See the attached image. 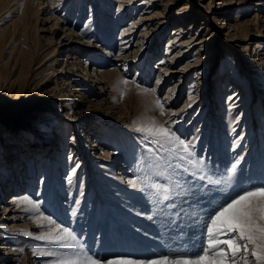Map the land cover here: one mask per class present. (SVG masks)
Wrapping results in <instances>:
<instances>
[{"label": "rangeland", "instance_id": "1", "mask_svg": "<svg viewBox=\"0 0 264 264\" xmlns=\"http://www.w3.org/2000/svg\"><path fill=\"white\" fill-rule=\"evenodd\" d=\"M81 1L56 9L0 0V264H50L56 257L32 251L58 250L37 238L48 226L31 218L29 205L10 202L13 193L38 201L99 258L149 259L198 243L216 207L264 185V0H155L147 9L161 11L163 25L153 20L142 43L137 28L120 37L146 9L132 5L118 18L114 0H83L74 31L84 35L64 38ZM188 36L206 40L175 56ZM186 63L199 65L167 72ZM143 88L154 91L142 95ZM55 90L63 97L53 102ZM148 120L189 142L204 172L223 182L186 174L188 191L159 206L133 189L136 162L158 148L136 130ZM157 245L164 252L153 255Z\"/></svg>", "mask_w": 264, "mask_h": 264}, {"label": "snow or ice", "instance_id": "2", "mask_svg": "<svg viewBox=\"0 0 264 264\" xmlns=\"http://www.w3.org/2000/svg\"><path fill=\"white\" fill-rule=\"evenodd\" d=\"M124 85L128 80H121ZM132 83H135L134 81ZM137 88H140L137 85ZM153 89H140L146 95ZM125 93L122 92L121 95ZM155 105L164 114V104L156 99ZM136 130L151 138L157 149L140 158L135 165L134 178L127 181L133 188L145 193L157 206L187 192L185 175L220 184V179H212L204 172L203 160L197 159L189 142L181 139L169 127L148 120L138 125ZM165 155H158L157 153ZM239 160L227 169V180L237 169ZM74 171V170H73ZM17 205L27 204L36 213L31 217L48 231L37 237L57 246V251H32L33 255L56 257L50 264H264V185L251 186L216 207L207 216L198 243L191 246L178 245L164 254L149 259H135L129 256L99 258L89 253L71 228L62 227L51 216L40 211V203L29 196H23ZM168 204L166 207H173ZM31 235V233H24ZM24 252L23 248L18 250Z\"/></svg>", "mask_w": 264, "mask_h": 264}, {"label": "bare ground", "instance_id": "3", "mask_svg": "<svg viewBox=\"0 0 264 264\" xmlns=\"http://www.w3.org/2000/svg\"><path fill=\"white\" fill-rule=\"evenodd\" d=\"M28 1H30V3L31 2H37L39 5H41L42 3H46L47 5H49V7L51 8V7H54V8H56V6H59V4H61L64 0H28ZM83 1V0H82ZM81 1V3H80V9H79V13H78V16H77V18H76V21L74 22V24H73V27L72 28H68L67 30L66 29H64L63 31H64V38H66V39H70L72 36H76L77 38H81V37H83V36H81V35H84V30H81L80 32H78V33H75V31H74V28H76L77 27V24L79 23V18H80V14H81V11L83 10L82 9V4H83V2ZM114 2H116V5H117V17L119 18V15H121V13L124 11V10H128V8H130L132 5H136V7H138V6H143V8H145L146 10H148L147 8H149V7H152V6H154V5H156V6H154L155 8L157 7V4H156V2H155V0H114ZM36 3V4H37ZM37 4V5H38ZM57 9V8H56ZM93 6H92V3L90 4V11H91V15L94 13L93 12ZM146 10H144L143 12H140L139 13V16L137 17V18H135V16L134 17H132L131 19H130V22H129V24H128V26H126V28L125 29H128L127 31L126 30H122V36L120 37L123 41H126L124 38L127 36V35H129V34H131L132 33V31L133 30H131V29H133V28H137L138 30H140L139 31V33H138V37H139V39H137L138 41H137V43H142L143 42V40L144 39H146L150 34L152 35V31L151 30H149V28H150V24H151V22H153V20H155V19H158L159 20V24L162 26L163 25V18H160V17H162L163 16V14L161 13V11H153V10H148V11H146ZM146 12V13H145ZM48 20L49 21H53V23L54 24H58L59 22H60V18L59 17H56V16H54V14H53V11H51L50 9L48 10ZM165 17V16H164ZM166 17H167V15H166ZM256 18V17H255ZM166 21V20H165ZM140 27V28H139ZM179 34V33H178ZM178 34H176V37H174L175 39L176 38H179L180 36L178 35ZM150 35V36H151ZM192 36H188L187 38L186 37H183L182 38V41L180 42V44L179 45H184V46H180L179 47V49H178V51L175 53V56H177L178 55V53H183V56H185V54L186 53H188L189 51H190V49L192 48V47H194V46H196V45H198V44H200L201 43V41H204V40H206V38H202V40L201 41H197L196 39H192L191 38ZM150 39V38H149ZM152 39V38H151ZM73 40V39H72ZM142 40V41H141ZM173 41L174 40H171V39H169L168 40V44H167V51L166 52H168V51H172V50H169L170 49V46L173 44ZM148 44L149 43H152V40L151 41H148L147 42ZM175 43V42H174ZM186 45V46H185ZM191 48H190V47ZM189 47V48H188ZM51 54V53H50ZM52 55H53V51H52ZM163 59V58H162ZM162 59H160V60H162ZM199 61V60H198ZM162 62V61H161ZM68 64H75V61L74 60H72V61H69L68 60ZM194 64H196V65H199V64H197V63H186L185 65H181V69H178V68H172V69H167V72L168 71H171V72H179V71H181L182 70V72H187L188 70L187 69H189V67H191V66H193ZM194 67V66H193ZM113 72H115V70L114 69H111ZM112 71H109V74H110V72H112ZM112 72V73H113ZM158 80H160L159 78H158ZM158 80H157V82L156 83H158ZM44 81V80H43ZM262 90L263 89H260L259 91L260 92H262ZM54 91V90H53ZM58 91V90H57ZM56 90H55V94H54V96H52V101L54 102V101H56L57 99H61L62 97H63V94L61 93V92H57ZM54 93V92H53ZM233 93V94H232ZM231 95L233 96V95H235L234 94V91L233 92H231ZM150 98H152V97H150ZM262 115L264 116V105L262 106ZM256 126H257V123H254V128H256ZM246 148V147H245ZM246 150V149H245ZM18 152H20V150L18 151ZM243 153H245L244 152V149H243V151H242ZM18 155V154H17ZM16 155V157H18ZM16 162V161H15ZM245 178V177H244ZM19 200V196L18 195H16L15 193H13L12 195H11V197H10V202H16V201H18ZM8 201V200H7ZM5 208V211H6V213H8L9 211H10V209H8L9 207H8V205L7 206H5L4 207ZM7 219H10L9 217L7 218ZM3 224H6V223H3ZM145 239V238H144ZM145 247H146V245H145ZM122 249H124L123 247H121ZM10 249V252H8V253H13V254H15V253H17V251L16 250H14L12 247L11 248H9ZM110 249V248H109ZM111 249H114V247L113 246H111ZM149 251H151L152 253H153V255H155L156 253H163L164 251H162V246H159V245H157V246H155V247H152V249L151 250H149ZM143 253L144 252H146V251H144V249H143V251H142ZM146 254V253H145ZM139 256H141V255H139ZM142 258V257H141Z\"/></svg>", "mask_w": 264, "mask_h": 264}]
</instances>
